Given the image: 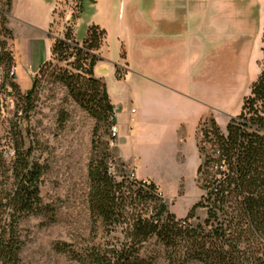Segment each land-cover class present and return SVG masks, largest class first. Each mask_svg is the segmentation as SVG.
I'll use <instances>...</instances> for the list:
<instances>
[{
  "label": "trees",
  "instance_id": "1",
  "mask_svg": "<svg viewBox=\"0 0 264 264\" xmlns=\"http://www.w3.org/2000/svg\"><path fill=\"white\" fill-rule=\"evenodd\" d=\"M13 2L0 0L1 31L11 41ZM105 41L106 31L97 25L88 28L81 42L70 30L66 40L54 41L51 59L22 93L13 46L0 40V117L3 95L18 103L17 122L12 121L5 143L0 141V264H24L22 223L52 211L41 195L49 167L36 158L32 134L20 129L49 80L65 87L95 120L88 204L93 232L103 234L80 252L68 244H58L57 250L69 252L81 264H155L156 258L143 252L157 239L168 264H264V60L240 114L225 129L212 117L200 121L197 183L202 195L185 218H177L155 183L131 176L122 159L112 154L111 145L118 143L116 107L104 79L94 72L103 61ZM121 57L125 59L124 50ZM10 144L12 154L6 150ZM200 209L206 217L194 223Z\"/></svg>",
  "mask_w": 264,
  "mask_h": 264
},
{
  "label": "rangeland",
  "instance_id": "2",
  "mask_svg": "<svg viewBox=\"0 0 264 264\" xmlns=\"http://www.w3.org/2000/svg\"><path fill=\"white\" fill-rule=\"evenodd\" d=\"M83 3V12L74 29L77 39L82 41L92 25L109 27L111 55L115 59L120 57L122 43L119 39H124L125 34L132 60L142 63L140 51L144 43L158 51V40L152 35L154 30L163 25L166 29L182 32L184 48L193 46L198 51L196 69L190 83L195 98L213 107L214 120L222 129L240 114L244 99L249 96L264 60V0H131L122 14L121 0H83ZM55 19L54 28H57ZM191 24H196L193 31ZM47 33L54 41L49 28ZM150 36L151 40L148 39ZM0 40H7L12 45L11 39L1 31V24ZM21 55L22 52L18 58L16 82L22 93H26L32 87L34 76L23 69L24 58ZM115 70V79L121 82L126 78L129 66L121 61ZM98 71L110 75L106 67ZM3 80L1 68L0 83ZM124 85L116 84L114 80H110L109 84L118 106L121 145L128 152L134 145L151 150L140 139V134H135L132 141L128 112L130 109L132 112V107L137 104L134 99L130 102L131 94L137 93L144 98L153 97L154 94L149 90V85L136 75H132ZM2 99L4 108L0 117V141L4 144L12 130V121L17 122L15 114L18 103L14 97L3 95ZM181 109L190 119V124H194V119L205 111L199 103L183 104ZM132 122L133 117L130 125ZM94 127L95 120L72 100L67 89L50 80L45 82L30 120L21 122L20 129L32 134L36 158L49 167L42 180L41 195L44 204L52 210L44 215L32 216L22 223L24 264H81L72 254L60 252L56 246L68 244L72 250L80 252L103 238L102 233L97 237L93 232L88 204V166ZM116 129L118 134V127ZM6 150L11 153L13 146L10 144ZM111 150L116 158H121L118 143L111 145ZM152 170V167H146V171ZM128 171L134 172L131 167H128ZM181 188L179 193L184 198H179L180 195L170 198L160 189L177 218H185L202 194L197 180L191 184L183 183ZM197 215L199 219L194 223L203 221L206 211L200 209ZM143 254L155 257V264H168L163 246L157 239L145 245Z\"/></svg>",
  "mask_w": 264,
  "mask_h": 264
},
{
  "label": "crops",
  "instance_id": "3",
  "mask_svg": "<svg viewBox=\"0 0 264 264\" xmlns=\"http://www.w3.org/2000/svg\"><path fill=\"white\" fill-rule=\"evenodd\" d=\"M130 1L121 0L120 14ZM53 4L54 0H14L8 26L14 36L12 48L16 60V72L21 52L23 53L21 57L24 58L23 69L32 73H37L40 67L51 59L54 41L50 39L47 31ZM99 26L106 31V41L101 51L103 61L97 64L94 72L97 78L104 79L109 96L116 107V116L118 106L112 97L110 80L125 86L128 79L136 75L149 85V90L154 94L153 97L148 98L137 93L131 94L130 102L134 99L137 104L132 107L135 110L133 116L131 109L128 112L132 141L135 134H140V139L150 146L151 150H144L143 146L134 145L130 152L126 151L120 142V125L117 117L120 157L133 169L137 179L155 183L170 198L179 195V198H184L179 193L182 190L181 186L183 183L191 184L197 180L202 163L197 142L199 123L205 117L214 118L213 107L196 99L191 91L190 83L196 69L198 51L193 46L184 48L185 38L182 32L177 29H166L162 25L152 34L153 38L158 40V51L155 52L144 43L140 51L143 57L142 63L132 60L129 45L126 44L128 40L126 34L123 36L124 39H119L122 43L120 57L115 59L111 55L109 27ZM192 28H196V24H191V30ZM148 39L151 40V36ZM123 50L125 59L121 57ZM121 61L128 64L129 72L120 82L115 79V68ZM101 67L109 69L110 75L98 71ZM196 103L204 106L205 111L194 119V124H190V119L183 113L181 105H197ZM131 117H133L132 125H130ZM146 167H152V172L146 171Z\"/></svg>",
  "mask_w": 264,
  "mask_h": 264
},
{
  "label": "built area",
  "instance_id": "4",
  "mask_svg": "<svg viewBox=\"0 0 264 264\" xmlns=\"http://www.w3.org/2000/svg\"><path fill=\"white\" fill-rule=\"evenodd\" d=\"M84 9L83 0H54L52 7V20L49 26L50 35L53 40H66L68 32L75 29V24L78 18L81 16ZM54 17H57L55 19ZM57 23V28H54V19ZM81 42V41H79ZM32 73V72H31ZM35 77L37 73H32ZM135 113V110H132ZM114 167L111 168V173H114ZM131 176H135L134 172H131Z\"/></svg>",
  "mask_w": 264,
  "mask_h": 264
}]
</instances>
